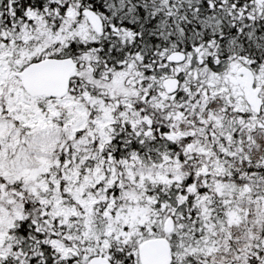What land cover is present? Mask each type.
<instances>
[{
    "label": "snow or ice",
    "instance_id": "1",
    "mask_svg": "<svg viewBox=\"0 0 264 264\" xmlns=\"http://www.w3.org/2000/svg\"><path fill=\"white\" fill-rule=\"evenodd\" d=\"M0 264H264V0H0Z\"/></svg>",
    "mask_w": 264,
    "mask_h": 264
}]
</instances>
